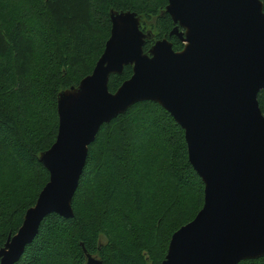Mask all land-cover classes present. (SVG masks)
I'll use <instances>...</instances> for the list:
<instances>
[{
	"label": "trees",
	"instance_id": "trees-1",
	"mask_svg": "<svg viewBox=\"0 0 264 264\" xmlns=\"http://www.w3.org/2000/svg\"><path fill=\"white\" fill-rule=\"evenodd\" d=\"M264 4V0H260ZM168 0H0V247L48 181L39 163L54 143L57 94L89 75L110 34L109 11L134 12L150 30L143 51L169 36ZM132 75L108 79L114 93ZM264 115V90L257 95ZM183 130L154 102L103 124L72 198L73 217L46 216L16 264H162L170 238L203 204ZM238 264H264V256Z\"/></svg>",
	"mask_w": 264,
	"mask_h": 264
},
{
	"label": "water",
	"instance_id": "water-1",
	"mask_svg": "<svg viewBox=\"0 0 264 264\" xmlns=\"http://www.w3.org/2000/svg\"><path fill=\"white\" fill-rule=\"evenodd\" d=\"M169 36L140 29V17L109 11V37L92 72L57 94V135L39 155L48 181L15 234L0 247V264H16L42 220L73 217L72 198L88 147L103 124L139 102H154L183 130L188 161L203 183V204L175 231L162 264H238L264 256V4L260 0H168ZM132 75L111 93L110 75ZM85 264H102L86 253Z\"/></svg>",
	"mask_w": 264,
	"mask_h": 264
}]
</instances>
